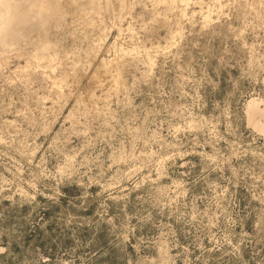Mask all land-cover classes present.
<instances>
[{"label": "rangeland", "instance_id": "374dc122", "mask_svg": "<svg viewBox=\"0 0 264 264\" xmlns=\"http://www.w3.org/2000/svg\"><path fill=\"white\" fill-rule=\"evenodd\" d=\"M189 1L77 0L61 63L0 58V264H264V0Z\"/></svg>", "mask_w": 264, "mask_h": 264}, {"label": "bare ground", "instance_id": "6f19581e", "mask_svg": "<svg viewBox=\"0 0 264 264\" xmlns=\"http://www.w3.org/2000/svg\"><path fill=\"white\" fill-rule=\"evenodd\" d=\"M188 1L189 0H168V3H170L171 6L176 3H181L182 5L184 4V6H186L188 5ZM90 2L92 3V7L88 8L91 10L95 9L96 5H94V3L96 0H90ZM67 4L73 6L72 13L75 15L88 13V8L78 3L77 0H0V58L5 56L8 52H14L17 55L23 56L27 55L28 60H26V67L29 66V64H31L33 61L34 64L36 63L38 66H42V63H45L44 68H47V70L52 69L55 67V65L61 63L59 53L56 48L57 45L54 44L51 38H58V33L60 30H63L67 23L69 15V11L65 8ZM218 5L221 8L223 7L219 3ZM208 8L211 9V7ZM186 9L187 7L182 10L183 15L188 12H186ZM207 11L209 12L208 9ZM210 15V12L207 13V15L204 16V19L210 18ZM122 28V25L117 26L119 33L123 30ZM125 29L131 30V25H128L125 27ZM115 46L117 45L115 44ZM118 50L120 51L119 54L126 53V56H128L127 53L133 54L135 52L134 47L133 49L130 48L129 50H125L120 46ZM144 52L148 55L150 54L146 47H144ZM120 58L121 60H119V56L116 55L111 59H99V67L100 65H104L106 67L109 65L112 70L111 72L116 71L115 80H113L116 82H119V74L121 70L119 69L120 67L118 64H122L119 63V61L124 60L122 59L124 57L120 56ZM97 80H99V78ZM111 82L112 81L109 83L111 84ZM116 82H114V84H116ZM54 84L57 85L58 82L54 81ZM117 87L118 86L115 88ZM245 105L248 121L255 124L259 130L264 131L263 100L261 98L251 96L246 101Z\"/></svg>", "mask_w": 264, "mask_h": 264}]
</instances>
